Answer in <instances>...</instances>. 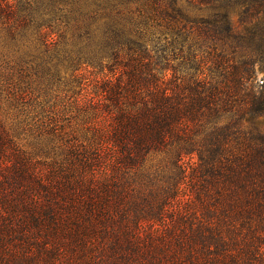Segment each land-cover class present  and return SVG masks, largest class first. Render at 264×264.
<instances>
[{"label":"trees","instance_id":"16d2710c","mask_svg":"<svg viewBox=\"0 0 264 264\" xmlns=\"http://www.w3.org/2000/svg\"><path fill=\"white\" fill-rule=\"evenodd\" d=\"M11 53L81 128L0 83V264H264V0H0Z\"/></svg>","mask_w":264,"mask_h":264},{"label":"rangeland","instance_id":"374dc122","mask_svg":"<svg viewBox=\"0 0 264 264\" xmlns=\"http://www.w3.org/2000/svg\"><path fill=\"white\" fill-rule=\"evenodd\" d=\"M195 14V13H194ZM232 22L234 25H238V15L234 14L232 16ZM11 50L10 52H12ZM11 58H13L12 62H6L0 61V83L1 82H7V78L10 77V74L13 73V77H11L9 80L12 82H19L18 80L22 79L23 85H29L32 87L31 90L35 92V94H38V91L42 90H49L50 95H48L49 104L54 107L55 112L61 114V123L63 125H66V129H72V128H81L79 122V116L80 112L78 109L76 111L74 108L68 109V104H66L67 98L64 95H73V97H76L79 95V92H81V86L78 82V79H74L71 76L70 71H65L62 69L60 73L57 72H51L49 74H40L36 75L35 72L29 68L26 65L18 64L16 61L18 60V56L15 54L10 55ZM10 63V64H9ZM10 65V66H9ZM15 65V68L13 66ZM23 68V72L20 71ZM20 74H23V76L27 77H21ZM9 75V77H7ZM256 76H257V82H262V79L264 77V73L259 70L258 67H256ZM21 81V82H22ZM4 84V85H5ZM77 94V95H74ZM55 103H58V106L55 105ZM73 112H70V111ZM72 127V128H71ZM264 130V126H263Z\"/></svg>","mask_w":264,"mask_h":264}]
</instances>
